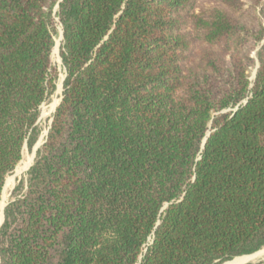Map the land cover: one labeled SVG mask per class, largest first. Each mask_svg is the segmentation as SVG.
Listing matches in <instances>:
<instances>
[{"label": "trees", "instance_id": "obj_1", "mask_svg": "<svg viewBox=\"0 0 264 264\" xmlns=\"http://www.w3.org/2000/svg\"><path fill=\"white\" fill-rule=\"evenodd\" d=\"M58 23L62 99L4 209L0 264L263 248L264 0H0V201L55 90Z\"/></svg>", "mask_w": 264, "mask_h": 264}, {"label": "rangeland", "instance_id": "obj_2", "mask_svg": "<svg viewBox=\"0 0 264 264\" xmlns=\"http://www.w3.org/2000/svg\"><path fill=\"white\" fill-rule=\"evenodd\" d=\"M62 32H63V27L61 24L58 23L56 25V33L54 35L55 44H54L53 51L51 54L52 67L54 69H56V76H57L55 79V84H56L55 90L50 95V97L41 105L40 116H39V119L37 121V126L39 128V135H38V138H37L34 146L29 148L26 145L24 147L23 156H22L21 161L18 163V165L15 167V169L7 176V178H11L14 180V185L8 191L9 196H8L7 201H6L5 207L15 197L13 194L15 187L19 186L21 192L22 191L24 192V190L26 189L27 179H28V171L34 163L35 157L37 155V150L46 141V137L48 135V132H49L52 120H53V114H54L58 104L60 103V100L62 97L63 83H64V79L66 76L65 67L63 66L62 57H61V45H62V40H63ZM255 75H256V68H254L251 71V78H254ZM54 101H57L58 103L54 107V109H52L51 105ZM38 143H39V145H38ZM28 156L32 157L31 163L29 164V166L27 168L21 169L20 172L18 173L17 172L18 169L22 168L25 165V158H27ZM20 193H19V195H20ZM5 207H4V209H5ZM259 250L262 251V254L250 259L249 262L257 263V264H264V247L259 249ZM259 250H258V252H259ZM257 253L254 252V254L251 253L250 255H255ZM244 256H248V255H243V256H238V257H244ZM235 258H237V257H235ZM235 258L228 260V261H225L222 264H226V262H230V261L234 260ZM219 264H221V263H219ZM236 264H241V262L236 263Z\"/></svg>", "mask_w": 264, "mask_h": 264}, {"label": "bare ground", "instance_id": "obj_3", "mask_svg": "<svg viewBox=\"0 0 264 264\" xmlns=\"http://www.w3.org/2000/svg\"><path fill=\"white\" fill-rule=\"evenodd\" d=\"M57 103H58L57 101H54L52 103V105H51L52 106V109H54V107L57 105ZM39 143H38V145H39ZM31 161H32V157L31 156H28L27 158H25V165L22 168H19L17 172L19 173L21 169L27 168L29 166V164L31 163ZM13 185H14V180L11 179V178H7L6 179V185H4L5 188H4V191L2 193V198H1V201H0V224H1L2 219H3V210H4V207H5L6 201L8 199V196H9L8 195V191H9V189H11V187ZM261 254H262V251H259L255 255H248V256H244V257H237L234 260H232L230 262H227L226 264H236V263H240V262L242 264L243 262H245L247 260H250V259H252V258H254L256 256H259Z\"/></svg>", "mask_w": 264, "mask_h": 264}, {"label": "water", "instance_id": "obj_4", "mask_svg": "<svg viewBox=\"0 0 264 264\" xmlns=\"http://www.w3.org/2000/svg\"><path fill=\"white\" fill-rule=\"evenodd\" d=\"M64 32H62V34H63ZM61 99H62V97H61ZM3 190H4V188H3ZM3 193V192H2ZM4 218H5V216H4V210H3V219H2V222H1V224H0V226L3 224V222H4ZM250 260H247V261H245V262H243L242 264H246L247 262H249Z\"/></svg>", "mask_w": 264, "mask_h": 264}, {"label": "built area", "instance_id": "obj_5", "mask_svg": "<svg viewBox=\"0 0 264 264\" xmlns=\"http://www.w3.org/2000/svg\"><path fill=\"white\" fill-rule=\"evenodd\" d=\"M146 249V245H145V248H144V250Z\"/></svg>", "mask_w": 264, "mask_h": 264}]
</instances>
